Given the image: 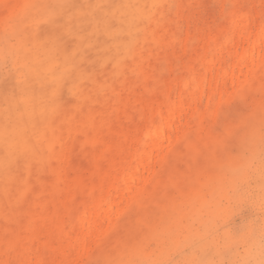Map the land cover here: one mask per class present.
Wrapping results in <instances>:
<instances>
[{"label": "rangeland", "instance_id": "obj_1", "mask_svg": "<svg viewBox=\"0 0 264 264\" xmlns=\"http://www.w3.org/2000/svg\"><path fill=\"white\" fill-rule=\"evenodd\" d=\"M260 24L264 0H0V264H264Z\"/></svg>", "mask_w": 264, "mask_h": 264}, {"label": "bare ground", "instance_id": "obj_2", "mask_svg": "<svg viewBox=\"0 0 264 264\" xmlns=\"http://www.w3.org/2000/svg\"><path fill=\"white\" fill-rule=\"evenodd\" d=\"M139 7L140 6L137 7V11L138 12L139 11L140 12L144 11V13L147 15V12L144 9L142 10V8H139ZM243 20H244V15H241L239 24H241ZM258 29L264 31V24H260ZM242 38H238L237 42L240 43V41H242L241 40ZM259 44H260V37L255 36L252 39V45H257L258 46ZM122 47H123V49H125V45H122ZM247 53H248L247 48L242 49V52L239 54L237 61L238 60L243 61L245 59V57H247V55H248ZM231 74H232V71L229 69L228 75H231ZM49 78H50V80H52V79L55 80L57 78V74L49 72ZM196 87H197V85H195V88ZM23 102H24L25 105L28 106L29 109L31 108L30 107V98L28 97V95H26L23 98ZM35 108H36V111L37 110H42V108L38 107V106H35ZM35 108H33L32 111H34ZM44 108L45 109L42 111V114H45L46 112L52 110V106H49V105L45 106ZM178 108H179V102L178 103H174L169 108H167L166 113L164 115V118H162V121H164L166 125L169 126V124H171V122L173 121V119L176 116ZM30 113L31 112H28V115H30ZM165 124H164V126H165ZM165 127H167V126H165ZM165 129H167V128H165ZM169 129H171L170 126H169ZM15 131H16V128L12 127V128H9L8 130L0 132V138H5V136H7V138H8V137L11 136V133H14ZM164 132H165V130H163V127L161 126V124H159L158 122H154V123H152L151 125H149L147 127L146 134H145V136L147 135V137L145 139H146V141H148L150 143L151 146H153L152 148H155L157 150V148H160L158 146L160 145L161 141L164 139V135H165ZM167 133H168V131H167ZM168 136H169V134H168ZM10 151H11L10 146H8V150L6 151V154H9ZM144 155H145V151L144 150H137L136 151V154H135V161L136 162H135L134 166H132V168H131L132 170L136 171L140 166L142 167L143 163L145 162ZM132 170L127 172V173H125L124 177L122 178V181H123L122 183L124 184V188L125 187H129V185H127L128 182H126V178L130 177ZM103 201L106 202L107 206L105 208H103L102 211H103L104 215L109 216V214H110L109 212H111L110 210L112 208V206H111L112 203H109L106 199L103 200ZM97 205H100V201L98 202Z\"/></svg>", "mask_w": 264, "mask_h": 264}]
</instances>
